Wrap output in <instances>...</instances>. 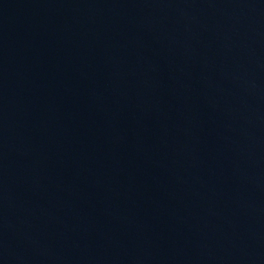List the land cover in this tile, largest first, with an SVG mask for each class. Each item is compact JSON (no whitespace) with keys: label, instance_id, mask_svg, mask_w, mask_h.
<instances>
[{"label":"water","instance_id":"1","mask_svg":"<svg viewBox=\"0 0 264 264\" xmlns=\"http://www.w3.org/2000/svg\"><path fill=\"white\" fill-rule=\"evenodd\" d=\"M0 264H264V0H0Z\"/></svg>","mask_w":264,"mask_h":264}]
</instances>
